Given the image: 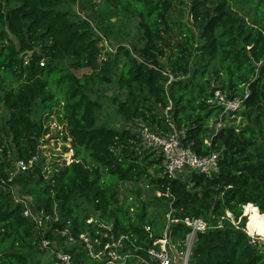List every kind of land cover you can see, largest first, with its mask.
<instances>
[{
	"label": "trees",
	"instance_id": "obj_1",
	"mask_svg": "<svg viewBox=\"0 0 264 264\" xmlns=\"http://www.w3.org/2000/svg\"><path fill=\"white\" fill-rule=\"evenodd\" d=\"M74 3L0 0V109L8 112L0 117V264H41L34 223L13 203L10 185L31 197L35 212L56 215L61 225L71 222L74 235L91 227L85 223L91 217L115 234H132L140 248L136 255L154 247L170 214L176 220L169 224L173 241L189 233L186 218L208 225L197 233L188 264H264V248L251 243L244 217L264 223V0H105L114 13L138 21L141 34L120 35L114 46L116 28L64 10ZM96 31L107 47L98 45ZM138 38L141 46L134 43ZM147 54L164 58V66L147 62ZM82 70L89 72L74 74ZM54 72L61 75L50 81ZM53 83L59 98L49 89ZM108 86L118 91L110 102L123 124L119 128L99 124L100 88ZM245 90L243 109L231 119L222 114L231 123L215 133L210 121L222 113L213 103L215 91L233 100L242 99ZM54 109L71 139L74 161L44 179L41 160L8 182L13 158L28 162L40 153L39 140L49 133L41 117ZM136 121L163 134H182L181 144L198 156L218 154V171L192 172L188 181L168 178L161 156L139 150L138 136L127 128ZM104 176L143 180L150 196L132 218ZM248 204L260 213L250 208L242 216ZM80 257L84 254L75 255V262ZM125 264L141 263L131 258Z\"/></svg>",
	"mask_w": 264,
	"mask_h": 264
},
{
	"label": "built area",
	"instance_id": "obj_2",
	"mask_svg": "<svg viewBox=\"0 0 264 264\" xmlns=\"http://www.w3.org/2000/svg\"><path fill=\"white\" fill-rule=\"evenodd\" d=\"M78 15L82 19H86L84 14L79 12ZM96 33L98 45L107 47L108 41L98 31ZM41 65L43 64L41 63ZM248 94V90H245L242 99L229 100L224 93L215 91L213 103L222 109L221 115L210 121V126L215 133L226 125L222 114L233 118L232 115L235 112L243 109ZM127 128L138 136L140 140L139 150L159 153L164 174L168 178L184 180L186 173L199 172L211 176L218 171V154L211 153L203 157L196 155L190 148L181 144L180 135L182 134L176 131L163 134L151 130L140 121L134 122ZM50 135L48 133L39 140L40 153L34 155L28 162L14 158L11 160L8 182H12L15 175L28 172L34 166H38L41 160L46 162L42 156L49 151L47 145H49ZM65 135H67L66 131ZM69 141H71L70 138ZM204 142L209 145L208 140ZM2 161L3 155L0 149V163ZM73 161V158L67 163L65 160H61L62 163L64 162L63 165H68ZM61 162L58 160V162H52L49 165L50 168L45 167L43 176L44 173L50 174L55 169L52 168L54 163L63 166ZM0 182H2L1 177ZM9 192L13 203L22 207V215L34 223L33 245L41 264H125L131 258H135L141 264H188L191 247L195 242L197 233L204 232L208 228L203 219L186 218L183 223L189 228V233L183 241H173L170 236L169 224H174L176 220L171 219L170 214H168L166 216L167 225L161 236L153 241L154 247L145 249V255L141 256L136 255L140 248L136 246V240L130 233L115 234L110 225L91 217L85 222L91 227L78 233V235H74L71 231V222L66 221L65 225H61L56 215L52 216L43 211L35 212L31 197L22 194L19 186L10 185ZM156 195L160 196V193H156ZM226 215H229L228 212ZM227 217L231 220V216ZM231 222L233 223L232 220ZM233 224L235 225V223ZM142 228L144 231L150 232L149 226L144 225ZM251 243H254L252 238ZM71 250H73L72 253H70ZM81 253L84 254V258L80 257L79 261L75 262V255Z\"/></svg>",
	"mask_w": 264,
	"mask_h": 264
},
{
	"label": "rangeland",
	"instance_id": "obj_3",
	"mask_svg": "<svg viewBox=\"0 0 264 264\" xmlns=\"http://www.w3.org/2000/svg\"><path fill=\"white\" fill-rule=\"evenodd\" d=\"M64 10H69L72 13L79 14L82 13L84 15H90L93 16L94 22L97 25V23L100 25H105L109 27L116 28V31H113L111 34V46H114L115 44L120 43V35H125L128 33V35L132 36H138L140 37L141 34L138 33L137 28L138 27V21L135 19L129 18L126 19L121 14L114 13L110 7L105 3V0H77V3L69 4L67 7L64 8ZM184 22H187L189 25H191V21L189 17H185ZM118 27L122 28V31H117ZM131 39L129 38L128 41H126V44H130ZM137 46H141L143 44L142 41H140V38H138L137 41L134 42ZM166 49V47H164ZM169 53V52H168ZM22 56L28 60L30 53L22 54ZM147 62L152 59L155 61L153 64L154 66L158 67L164 66V58L155 57L153 54H147ZM61 69H67L68 66L66 63H63L62 65H59ZM87 70H82L78 72H74L78 77L82 75V73H88ZM60 73L54 72L49 80L50 81H57L60 77ZM215 85L214 83L212 84ZM57 83H53L49 85L50 91L54 92L56 97H60V93L57 91ZM216 86V85H215ZM100 93L103 98L101 101L103 102V109L100 113V120L99 124H105L108 126H116L121 127L123 124H121V121L119 118L115 115V106L111 104L110 100L112 96L116 95L118 93L117 89L113 86H108L107 88H100ZM61 100V99H60ZM39 107L36 106V110L34 111L35 119L38 118L39 113ZM46 113V112H45ZM8 115V112L1 108L0 109V117L6 119ZM231 119V118H230ZM42 122L44 125L48 128V132L50 135V139H48L49 145H47V149L49 151L46 152L42 156V159H46L45 166L50 168V164L52 162H55L59 160H65L66 163L73 158L74 156V150L72 148V142L69 141V135H65V127L63 125V121L60 118V114L57 112V109H54L51 113H46L41 117ZM230 120L224 121V124L228 125L230 124ZM240 123V119L237 118L235 121V125H238ZM213 125V123H212ZM54 130V131H53ZM53 131V132H52ZM51 143V144H50ZM159 153L156 152V156H158ZM62 163V162H61ZM64 162L62 163V165ZM60 164H54L52 168H58ZM49 173H44V179H47L49 177ZM190 174L186 173V176L184 177V181L189 180ZM104 180L106 183L112 184L113 190L117 192V198L120 202V204L126 206L129 208V215L132 218L136 208L141 205V202L145 201L149 198L150 193L146 189L145 183L142 181H139L137 183L132 182H120L115 180L114 178H111L109 176H104ZM25 194V193H24ZM229 214V213H228ZM226 215V213H225ZM227 216H231L226 215ZM242 216H244V207L242 208ZM248 218V215L244 216ZM231 220L233 221V217L231 216ZM233 223H235L233 221ZM247 223L245 226L246 234L250 236V238L257 240L258 244L263 246L264 248V238L261 237V231L262 227L264 226V223L261 219H250L249 220V228L250 231L257 234L258 236H251L247 231ZM237 225V223H235Z\"/></svg>",
	"mask_w": 264,
	"mask_h": 264
},
{
	"label": "bare ground",
	"instance_id": "obj_4",
	"mask_svg": "<svg viewBox=\"0 0 264 264\" xmlns=\"http://www.w3.org/2000/svg\"><path fill=\"white\" fill-rule=\"evenodd\" d=\"M256 209L258 212H259V210H258V208H256L255 206H253L252 204H248V205H246V206H244V215H245V212L247 211V209ZM260 213V212H259ZM262 216L264 217V215L262 214ZM247 231H248V233L251 235V236H258L257 234H255V233H253V232H251L250 231V228H249V218H247ZM259 237V236H258ZM260 238H262V237H260Z\"/></svg>",
	"mask_w": 264,
	"mask_h": 264
},
{
	"label": "clouds",
	"instance_id": "obj_5",
	"mask_svg": "<svg viewBox=\"0 0 264 264\" xmlns=\"http://www.w3.org/2000/svg\"><path fill=\"white\" fill-rule=\"evenodd\" d=\"M246 226V225H245ZM246 231V230H245ZM247 233V232H246ZM250 237V236H249Z\"/></svg>",
	"mask_w": 264,
	"mask_h": 264
}]
</instances>
